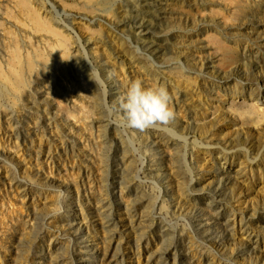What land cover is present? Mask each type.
I'll return each mask as SVG.
<instances>
[{"label":"rangeland","instance_id":"rangeland-1","mask_svg":"<svg viewBox=\"0 0 264 264\" xmlns=\"http://www.w3.org/2000/svg\"><path fill=\"white\" fill-rule=\"evenodd\" d=\"M53 2L108 103L47 0H0V264H264V0ZM136 79L169 124L109 116Z\"/></svg>","mask_w":264,"mask_h":264},{"label":"clouds","instance_id":"clouds-1","mask_svg":"<svg viewBox=\"0 0 264 264\" xmlns=\"http://www.w3.org/2000/svg\"><path fill=\"white\" fill-rule=\"evenodd\" d=\"M108 113L121 128L139 131L167 125L175 117L167 88L159 84L146 87L139 79L129 83Z\"/></svg>","mask_w":264,"mask_h":264},{"label":"bare ground","instance_id":"bare-ground-1","mask_svg":"<svg viewBox=\"0 0 264 264\" xmlns=\"http://www.w3.org/2000/svg\"><path fill=\"white\" fill-rule=\"evenodd\" d=\"M47 1L51 4V6H52V8L54 9V11H55L60 17H62L65 26H66L70 31H72V32L77 36V38L79 39V41H80V43H81V45H82V48L84 49L85 53H87V56H88V58H89V64H90L92 70L95 72V74H96L98 80H99V81L101 82V84H102V88H103L104 95H105V102L108 103V96H107V101H106V93H107V95H108V91H106V89H107L106 81H105V79L103 78V75H102L101 70H100V69L94 64L92 58L90 57V54H89L88 49H87V46H86L85 43L83 42V39H82V35H81V33L79 32V30H78L76 27H74L73 25L69 24V23L65 20V18H64L63 15L61 14V11L57 8V6H56L55 3L53 2V0H47ZM138 47H139V50H140V51H144V48H143L142 46L138 45ZM150 56L152 57V59H153L155 62H157V58H156V56H155L154 54L151 53ZM175 68L178 69V71L181 73V72L184 71L185 68H187V64H186V62H183L182 65H176ZM170 69H171V68H170ZM175 81H176V82H180L181 80L179 79V77H177V78L175 79ZM256 83H257V82H253V83H251L250 85H247V84H234V85H231V84H229V83H223V84L220 85V87H219V91H221V92H222V91H223V92L229 91V92L232 93L233 95H237L236 97H233L234 101L232 102V103H236V102H237L236 99H239V98H240V97H238V95H244V96H246V95H249L251 92H256V91L258 92V95H259V94L261 93V90H260V89H257V87L255 86ZM263 87H264V86H263ZM107 90H108V89H107ZM258 95L255 96V98H254L255 100H257V99L259 100V99L261 98V97L258 96ZM244 105H246V106H244ZM242 106L245 107V111H246V113H248L247 116H249L250 118H252V120H254V118H255V113L260 109V108L258 107V104H253V105H252V104H245V103H243ZM218 122H219V121H217L216 123H218ZM201 126H203V125H201ZM164 128H166L167 130H169L171 134H173V135H178V136L182 137V138L184 139V141L188 143V137H187L186 135H184V134H178V132H177L176 129L171 128V127L168 128V126H165ZM132 145H133V146H136V144H134L133 140H132ZM137 150H139V149L137 148ZM188 151H189V147H188V145H187V147H186V151L184 152V158H185L186 161H188ZM138 152H139L140 157H141V165H140V167H139V169H138V171H137V176H140V174H141V172L143 171L144 166H145V164H146V157H145V155H143V154L141 153V151H138ZM188 163H189V162H188ZM256 163H257V162H256ZM191 171H192V169H191ZM192 175H193V171H192ZM156 184H157V185L160 187V189L163 191V187H162L161 185H159L158 183H156ZM0 234H1V233H0Z\"/></svg>","mask_w":264,"mask_h":264},{"label":"water","instance_id":"water-1","mask_svg":"<svg viewBox=\"0 0 264 264\" xmlns=\"http://www.w3.org/2000/svg\"><path fill=\"white\" fill-rule=\"evenodd\" d=\"M106 101H107V93H106ZM124 132H125V135H126V137L128 138V140L130 141V143H131V138H130V136H129V134H128V132L126 131V130H124ZM159 192H160V197L162 196V193H163V191L160 189V187H159Z\"/></svg>","mask_w":264,"mask_h":264}]
</instances>
